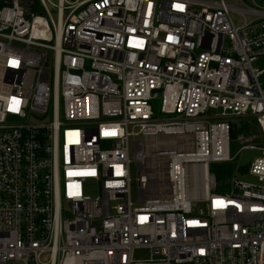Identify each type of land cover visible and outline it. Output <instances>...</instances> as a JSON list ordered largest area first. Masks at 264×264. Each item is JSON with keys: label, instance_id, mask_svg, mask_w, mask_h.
<instances>
[{"label": "built area", "instance_id": "built-area-1", "mask_svg": "<svg viewBox=\"0 0 264 264\" xmlns=\"http://www.w3.org/2000/svg\"><path fill=\"white\" fill-rule=\"evenodd\" d=\"M262 60L264 0H0V264H264Z\"/></svg>", "mask_w": 264, "mask_h": 264}, {"label": "rangeland", "instance_id": "rangeland-1", "mask_svg": "<svg viewBox=\"0 0 264 264\" xmlns=\"http://www.w3.org/2000/svg\"><path fill=\"white\" fill-rule=\"evenodd\" d=\"M255 65H257V66H263L264 65V60L259 61ZM212 112H216V111L211 110L209 113H212ZM218 112H220V110H218ZM226 120H230L233 123H237L239 125L245 121V119H242L240 117H229V118H226ZM246 120L249 122V124L255 125L254 118L249 117V118H246ZM248 127H246V128H248ZM251 131H255L256 132L257 131V128L255 126H252ZM174 138L176 139L175 140L176 142L173 140ZM160 139H161V143L162 144H159V147H165L166 145L172 147V146H175V145H181V143H182V141L180 139H177L174 136H165V135H162V136H160ZM238 148H239V146L237 144H233L232 145L231 153L232 154H235L237 152ZM258 154H259V152L257 150H251V149H248V148L241 150L238 153V155L236 156V158H235V160H234V162L232 164L234 166V172H235V170L237 168L239 169V172L240 171L241 172H246L248 165L253 160V158L256 157ZM157 170H158V168L156 167L155 171H157ZM239 172H238V175L241 178L248 179V180H252V178H250V176H247V175H245V174H243L241 172L239 173ZM200 176L202 177V174L201 173H200ZM152 184L155 187L162 186L163 181L160 180V179H154V181L152 182ZM202 186H203L202 185V181L200 180L198 182V184L196 185V191L199 192V194H201ZM91 193L93 194L92 191L90 192V194ZM134 257L135 258H148L149 257V252L146 249H137L134 252Z\"/></svg>", "mask_w": 264, "mask_h": 264}, {"label": "trees", "instance_id": "trees-1", "mask_svg": "<svg viewBox=\"0 0 264 264\" xmlns=\"http://www.w3.org/2000/svg\"><path fill=\"white\" fill-rule=\"evenodd\" d=\"M232 164L233 163H212L210 165V170L215 174L218 181V192L224 193L229 190V181L234 175V166Z\"/></svg>", "mask_w": 264, "mask_h": 264}]
</instances>
